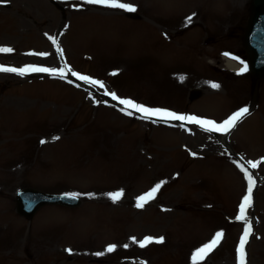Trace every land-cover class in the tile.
Here are the masks:
<instances>
[{
	"label": "rangeland",
	"instance_id": "1",
	"mask_svg": "<svg viewBox=\"0 0 264 264\" xmlns=\"http://www.w3.org/2000/svg\"><path fill=\"white\" fill-rule=\"evenodd\" d=\"M248 1L117 0L135 6L128 12L85 0H0V48L13 49L0 52V65L58 66L47 56L55 40L72 66L67 78L88 72L104 85L0 71V264H237L242 164L220 137L141 119L110 94L216 121L246 104L249 80L233 77L220 53L240 51ZM194 88L200 94L190 99ZM251 112L225 139L246 164L257 163L249 168L257 179L250 209L260 237L251 240L249 264H264V90ZM157 184L155 198L137 208ZM24 186L74 192L82 203L27 219L15 211ZM217 232L219 244L194 260ZM146 237L163 243L140 247Z\"/></svg>",
	"mask_w": 264,
	"mask_h": 264
},
{
	"label": "snow or ice",
	"instance_id": "2",
	"mask_svg": "<svg viewBox=\"0 0 264 264\" xmlns=\"http://www.w3.org/2000/svg\"><path fill=\"white\" fill-rule=\"evenodd\" d=\"M86 3L88 4H101L105 5L111 8H120L124 9L125 11L128 12H135L136 8L135 6L124 4V3H118L117 0H85ZM194 15V14H193ZM192 17H187L186 18V23H191ZM51 39V37H50ZM53 43L55 44L56 41L53 40ZM13 49L11 48H0V52H7L11 53ZM57 51L60 52V55L62 56L63 53L60 51L59 47L57 46ZM235 59V57H232ZM0 71H5V72H14L18 75H24L28 72H48L50 74H55L58 75L61 79L65 77L64 69L62 68L58 73L54 69H48V68H43V67H35V66H26L20 69L16 68H5V67H0ZM247 71V65L242 67L240 69V72L243 73ZM115 74V73H113ZM73 76H76L78 80L85 81L87 83H90L92 85H99L100 87H103L104 85L97 80H90L87 76L83 75H78L77 73L73 72ZM183 79V77H181ZM211 87L213 88H218V84H211ZM105 95H108V93H105ZM111 98L113 100H118L121 105L125 106V109H132L135 112L141 113L142 117L144 119H150L152 117H159L163 119H171V120H177V121H187L196 125H199L204 131L207 132H221V133H229L237 123L245 117L249 113L248 108H242L238 112L234 113L233 115L229 116L226 120H224L222 123L217 124L216 122L212 120H206V119H198L195 116H185V115H178L174 112L170 111H162L160 109H150L148 107L139 105L137 103H134L130 99H120L117 97L115 93H111ZM124 109H122L123 111ZM127 115H132L133 113L131 111L126 112ZM183 127V124L181 125ZM59 137H53V140H57ZM41 143H45V141L41 140ZM251 168H256L257 163L249 162ZM241 171L245 172V176L248 179V188H247V194L242 198V203L239 206V214L236 216V220L238 221H244L246 220V209L251 207L252 204V189L254 186V181L249 175L247 171L241 166ZM161 187V184L155 185L148 193L145 195H141L140 197L137 198L136 202V207L137 208H142L144 205L149 202L150 200L154 199L156 196V193L159 191ZM78 194H72L71 198L76 199ZM123 195L122 191H117L115 193L110 194V199L113 202H117L121 199ZM246 227L244 228L243 234L240 238V243L239 247L237 249L238 251V258H239V264H244L245 261V244L248 241L249 235L251 234V225L250 223L246 222ZM224 235L223 232H217L215 234L214 239L208 244H205L203 247L198 249L196 253L194 254L193 259L198 260V261H203L204 258L207 256L208 253H210L220 242L221 237ZM163 243V238L156 239L155 241L151 237H146L143 241L140 242V247H145L149 243ZM115 246H109L107 248L108 252L113 251ZM70 251V250H69Z\"/></svg>",
	"mask_w": 264,
	"mask_h": 264
},
{
	"label": "water",
	"instance_id": "3",
	"mask_svg": "<svg viewBox=\"0 0 264 264\" xmlns=\"http://www.w3.org/2000/svg\"><path fill=\"white\" fill-rule=\"evenodd\" d=\"M251 2V16L249 18V26L244 34V42L248 45L252 42V46L255 47H253L252 51L260 52L262 49L261 43L264 44V0H252ZM252 51L249 50V55L251 54V56L253 55ZM23 196L26 197L22 198ZM18 197V209L27 214H31L37 207L45 202H60L69 205L77 204V201L71 200L70 197L45 195L33 191L32 189L21 191Z\"/></svg>",
	"mask_w": 264,
	"mask_h": 264
},
{
	"label": "bare ground",
	"instance_id": "4",
	"mask_svg": "<svg viewBox=\"0 0 264 264\" xmlns=\"http://www.w3.org/2000/svg\"><path fill=\"white\" fill-rule=\"evenodd\" d=\"M225 64L229 68H235L236 69V67H237V63L233 59H229V58L225 59Z\"/></svg>",
	"mask_w": 264,
	"mask_h": 264
}]
</instances>
